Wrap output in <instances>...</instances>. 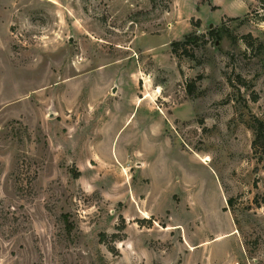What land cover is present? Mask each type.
Returning <instances> with one entry per match:
<instances>
[{"label":"rangeland","instance_id":"rangeland-1","mask_svg":"<svg viewBox=\"0 0 264 264\" xmlns=\"http://www.w3.org/2000/svg\"><path fill=\"white\" fill-rule=\"evenodd\" d=\"M257 121L264 0H0V264H264Z\"/></svg>","mask_w":264,"mask_h":264},{"label":"crops","instance_id":"crops-1","mask_svg":"<svg viewBox=\"0 0 264 264\" xmlns=\"http://www.w3.org/2000/svg\"><path fill=\"white\" fill-rule=\"evenodd\" d=\"M120 88L118 87V91H117V88H113L112 92H111V96H116L117 93L119 92ZM116 93V95H114ZM142 99H146V100H149L151 103H152V106L154 107V104L153 102L149 99V97H140V96H137V100L138 102L141 101ZM155 108V107H154ZM204 164V162H203ZM124 167V166H123ZM222 189H223V185H222ZM228 204V201H227V198H226V192L225 190L223 189V197H222V202L220 204V210H221V213H224L226 216H228L230 222H231V225H232V232L233 234H235V236L237 237L238 239V243L240 244V246H242V242L240 240V236H239V230H238V226L236 224V220L234 219L233 217V214L231 211H227V207L226 205ZM144 210L145 213H151L153 214V212H150V210L148 208H143L142 209L140 208V211ZM160 215H158L159 217ZM168 221V220H167ZM167 228L165 230V232H169L170 234V239H171V242H173L174 240H178V244H180L181 246H183V249H186L184 251V253H180L179 254V257L177 258V262L179 260H182L184 263L186 264H204L202 263L201 261H199V259H193L192 255L198 250L200 249L199 247L200 246H203L204 244L210 242V241H198V239H193L192 238V234L193 232L195 231V227L192 228V229H189V228H181L179 229V231L181 232L180 234L178 233V230L175 228L178 226H173L171 224H169V222L167 223ZM199 225V224H198ZM222 236H219V237H216L214 238V240H217L219 238H221ZM182 238V239H181ZM173 244V243H172ZM237 260V259H236ZM238 261V260H237ZM176 262V263H177ZM235 264V263H234Z\"/></svg>","mask_w":264,"mask_h":264},{"label":"trees","instance_id":"trees-1","mask_svg":"<svg viewBox=\"0 0 264 264\" xmlns=\"http://www.w3.org/2000/svg\"><path fill=\"white\" fill-rule=\"evenodd\" d=\"M210 34H213V31H210ZM198 38H199L198 35L192 34V35L187 36L182 41H176L172 43V46H171L172 54L176 58H180L181 56H180L179 51L181 50L183 52V55L193 58L192 54L189 55V51L187 50V47L189 46L191 42H196ZM189 91H191V88L189 89ZM252 148L255 154L259 152H264V122L257 121L256 123L255 139L253 141ZM231 204H232V201L228 200V205L231 206ZM114 250L115 248L113 247L111 251L115 253L116 251L114 252Z\"/></svg>","mask_w":264,"mask_h":264},{"label":"bare ground","instance_id":"bare-ground-1","mask_svg":"<svg viewBox=\"0 0 264 264\" xmlns=\"http://www.w3.org/2000/svg\"><path fill=\"white\" fill-rule=\"evenodd\" d=\"M206 161H208V158L206 159Z\"/></svg>","mask_w":264,"mask_h":264}]
</instances>
